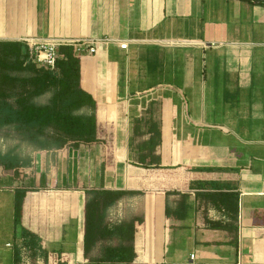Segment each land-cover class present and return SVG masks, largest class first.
<instances>
[{"label": "crops", "instance_id": "crops-1", "mask_svg": "<svg viewBox=\"0 0 264 264\" xmlns=\"http://www.w3.org/2000/svg\"><path fill=\"white\" fill-rule=\"evenodd\" d=\"M26 39L101 41L96 55L82 59L81 86L97 102V138L104 143L56 149L54 161L45 150L37 176L26 163L21 181L0 167V221L10 222L14 235V242L0 245V264H14L16 248L22 256L14 228L18 188L31 190L24 226L41 237L43 250L61 253L68 264H88L96 249L119 244L100 241L85 257L88 190L142 192L126 195L106 216L109 225L144 219L134 240L136 264H264L263 6L247 0H0V41ZM172 49H196L201 65L176 67ZM157 107L162 168L148 169L136 161L130 139L150 138L141 134L145 128L135 134L134 122L151 118ZM168 191L186 200L166 197ZM166 203L185 218L167 220ZM113 216L118 220L111 224Z\"/></svg>", "mask_w": 264, "mask_h": 264}, {"label": "trees", "instance_id": "trees-1", "mask_svg": "<svg viewBox=\"0 0 264 264\" xmlns=\"http://www.w3.org/2000/svg\"><path fill=\"white\" fill-rule=\"evenodd\" d=\"M251 1L264 7V2ZM61 58L57 61V72L37 68L27 63L28 47L23 42L0 41V129L14 127L25 136L32 145L41 150L62 149L66 147L79 148L82 145L91 146L104 143L97 138V102L94 97L81 86L84 69L82 59L74 48H60ZM13 73H27V76H14ZM118 81V87H119ZM52 92L47 104L39 105L37 98ZM88 110V113H84ZM146 126L150 134L147 141L137 146V162L143 168H162L161 157L156 155L158 147L162 146L161 121L136 119L135 134H139ZM51 131V135L48 132ZM166 143L168 136L166 135ZM135 139H130L133 146ZM23 162L11 152H0V167L4 174L11 173L14 179L21 181L25 177ZM26 188H18L14 199V228L20 229L21 248L31 253L32 257L42 255L45 264H68L61 253H49L43 250L41 237L24 226V204ZM36 191V190H32ZM89 199L85 205L84 224V255L87 258L98 242L117 239L118 246L104 247L97 258L88 259V264H136L139 263L134 240L138 225L144 219L137 218L128 223L109 225L106 223L108 210L126 195L142 194L126 190H88ZM166 197L180 195L186 200L185 194L178 191L165 192ZM234 198H237L236 196ZM238 205V204H237ZM233 208V219H238V206ZM184 213V212H183ZM165 217L169 219H184L185 215H177L171 211L168 203L165 207ZM213 228L221 227L212 224ZM14 264H22L21 250L16 248Z\"/></svg>", "mask_w": 264, "mask_h": 264}, {"label": "rangeland", "instance_id": "rangeland-1", "mask_svg": "<svg viewBox=\"0 0 264 264\" xmlns=\"http://www.w3.org/2000/svg\"><path fill=\"white\" fill-rule=\"evenodd\" d=\"M170 52H171L170 56L173 57L174 64L176 67L187 66L189 65L188 63H192V65L194 66L201 65L200 63L201 55L198 53L196 49H186V50L174 49L173 51H170ZM188 58L191 60H188ZM168 62L169 61H167V64ZM12 75L22 77V76H27L28 74L27 73H13ZM51 96H52V92H49L45 94L44 96L37 98L35 102L39 105L47 104ZM186 110L187 108H182L183 116L186 115ZM83 112L88 113V110H84ZM160 115H161V108L157 107L155 108V115H154L155 117L152 116L151 118H147V119L161 121L162 118H160ZM143 128H145L146 130V126H144ZM48 134L51 135V131H49ZM142 142L143 141L141 139L136 138L133 145L137 147ZM0 152H4V154L11 152L13 155L18 156L23 162L29 163L31 175L37 176L38 172L36 171V165H37L36 161L38 157L41 158V153L44 152V150H41L38 148V146L32 145L30 142H28L25 136L22 135L20 132H18L14 127L0 129ZM49 157H50V160L56 159L57 151L55 148L49 149L48 158ZM135 158H137V156ZM117 220L118 218L116 216H113L111 224L117 222ZM9 223L8 221H3V222L0 221V245L4 243L5 241L14 242V235L12 234L10 230L11 225ZM5 250L7 252L11 251L10 249H5ZM172 253H173V250L170 249L169 254L171 255ZM93 255L94 257H91V258L99 257L101 255V249L100 248L96 249ZM187 255H189V252ZM22 258L25 259V261L22 262V264H27V263L28 264H45L42 255L40 257L34 258L32 257L31 253L27 250L22 251Z\"/></svg>", "mask_w": 264, "mask_h": 264}, {"label": "built area", "instance_id": "built-area-1", "mask_svg": "<svg viewBox=\"0 0 264 264\" xmlns=\"http://www.w3.org/2000/svg\"><path fill=\"white\" fill-rule=\"evenodd\" d=\"M28 47L27 63L34 64L39 69L57 72V61L61 58L60 48L69 46L74 48L75 53L79 56H93L98 53L101 43L99 40L84 41H64V40H41L33 39L22 40ZM120 49L127 50L129 45L126 42H117ZM192 260L194 256H191ZM25 259L22 258V262ZM28 262V261H27ZM26 262V263H27ZM28 264V263H27Z\"/></svg>", "mask_w": 264, "mask_h": 264}, {"label": "water", "instance_id": "water-1", "mask_svg": "<svg viewBox=\"0 0 264 264\" xmlns=\"http://www.w3.org/2000/svg\"><path fill=\"white\" fill-rule=\"evenodd\" d=\"M254 1H256V2H264V0H254Z\"/></svg>", "mask_w": 264, "mask_h": 264}]
</instances>
